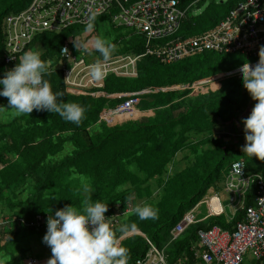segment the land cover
I'll return each mask as SVG.
<instances>
[{
	"label": "trees",
	"instance_id": "obj_1",
	"mask_svg": "<svg viewBox=\"0 0 264 264\" xmlns=\"http://www.w3.org/2000/svg\"><path fill=\"white\" fill-rule=\"evenodd\" d=\"M205 1L199 0L195 8L201 9ZM241 1L244 0H213L198 14L190 9L177 34L170 39L195 38L213 31ZM31 2L0 0V57L4 54L6 18L19 14ZM104 20L108 17L95 22ZM75 27L59 33H41L30 49L38 46L42 50L41 59L47 65L45 78L54 92L64 94L59 99L85 107V119L80 126L46 110L18 115L9 109L8 117L0 118V219L8 218L15 224L14 229L6 228L3 233L0 264H23L28 259L31 241L43 232L46 234L27 226L37 215L47 217L46 211L52 209L54 214L72 204L82 208L89 197L108 204L105 215L115 220L118 237L122 224H135L136 231L142 233L121 240V245L129 250L128 264H133L147 252L144 236L164 248L170 241L171 229L208 190L220 188L233 162H243L249 173L264 174V161L244 153L241 142L234 140L224 145L213 132L223 123L237 122L240 113L255 103L242 79L224 77L219 88L206 92L191 88L193 83L235 70L240 65L234 67L233 55H244L205 51L171 64H162L154 55H146L136 63L135 76L111 73L102 88L71 90L65 82L63 65L57 70L52 66L63 62L61 48ZM128 37L109 61L145 53L142 35L132 30ZM168 40L155 42L151 48ZM99 59L102 60L100 54ZM0 73L3 74L1 66ZM175 86L183 88L169 90ZM149 89L155 92L108 97ZM127 98L137 99L134 117L102 118ZM145 203L158 209L157 219L142 221L133 211L126 213L128 206ZM249 205L252 201H248ZM233 224L222 215L189 227L167 246L168 261L185 259L186 264H193L190 247L197 243L198 230L212 226L232 229ZM29 258L38 261L33 256Z\"/></svg>",
	"mask_w": 264,
	"mask_h": 264
},
{
	"label": "built area",
	"instance_id": "obj_2",
	"mask_svg": "<svg viewBox=\"0 0 264 264\" xmlns=\"http://www.w3.org/2000/svg\"><path fill=\"white\" fill-rule=\"evenodd\" d=\"M32 0L29 6L19 14L6 18L4 54L0 57V66L5 71L12 69L26 51L30 50L35 38L44 32L59 33L71 27L86 26L89 20L95 22L100 17L117 28H129L145 38V53L125 56L108 61L105 64L106 77L111 73L118 76H135L136 63L146 55H154L162 64L181 61L193 53L216 51L219 53H239L251 58V66L259 60V52L264 46V0H244L239 2L228 15L211 32L195 37H173L179 31L190 9L195 8L199 0ZM76 39V38H75ZM158 43L155 49L151 45ZM77 43V42H76ZM74 40L69 38L61 48L60 59L66 65L62 67L66 84L70 89L102 88V80L90 76L89 66L84 57L77 58L72 51ZM83 50H85L83 48ZM89 50H86L88 53ZM241 68V67H240ZM220 74L191 85L198 89L218 81L221 76H236L242 79L239 69ZM188 86H185L187 88ZM146 92H155L148 90ZM145 92L115 94L108 97H135ZM93 96H104L94 94ZM135 98L119 104L103 116L104 120L113 118H132L136 115ZM229 195L227 212L223 206L218 190L210 189L189 211L185 212L179 222L170 231V241L164 248L157 247L144 235L147 252L137 258L142 264H186L185 259L174 263L168 261L167 246L176 241L191 226L204 222L211 217L225 216L228 223H234L232 229L212 226L197 232V243L190 251L193 264H242L248 258L254 264H264V174L249 173L243 162L231 164L220 183ZM248 201L252 205L247 206ZM205 214L202 215V207ZM132 211L128 206L126 213ZM106 216V215H105ZM109 218L108 216H106ZM47 217L37 215L27 226L36 230L47 231ZM20 222L24 223L23 220ZM113 218L110 223L114 227ZM13 220L0 219V229H14ZM24 264H40L28 258ZM44 264H48L44 263Z\"/></svg>",
	"mask_w": 264,
	"mask_h": 264
},
{
	"label": "clouds",
	"instance_id": "obj_3",
	"mask_svg": "<svg viewBox=\"0 0 264 264\" xmlns=\"http://www.w3.org/2000/svg\"><path fill=\"white\" fill-rule=\"evenodd\" d=\"M94 27V22L89 20L85 31L92 33ZM89 43L103 61L98 59L89 66L90 76L94 80H102L106 77L105 64L110 60L115 45L99 35ZM74 44L78 51L81 47L85 51L88 48L87 44L79 45L75 40ZM42 54L40 49L26 51L19 57L15 67L0 77V97H6L8 102L7 107L0 108L10 109L18 115L46 110L80 126L85 119V107L59 99L64 94L54 92L45 78L47 65L41 59ZM259 56L260 60L254 67L243 63L239 72L244 88L256 101L251 114L242 121L246 140L243 152L251 158L264 161V46ZM146 91L142 92L148 93ZM132 211L142 221L158 218V209L150 204H137ZM46 212L47 231L43 242L50 247L52 255L40 264H128L129 250L121 245V240L129 232L133 235H140V232L136 231L135 224H122L118 237L110 218L105 216L108 212L107 203L89 197L83 201L82 208L72 204L56 210L54 214L52 209ZM136 264H142V261L137 260Z\"/></svg>",
	"mask_w": 264,
	"mask_h": 264
},
{
	"label": "rangeland",
	"instance_id": "obj_4",
	"mask_svg": "<svg viewBox=\"0 0 264 264\" xmlns=\"http://www.w3.org/2000/svg\"><path fill=\"white\" fill-rule=\"evenodd\" d=\"M212 1L213 0H206L204 5L201 6V9L197 10L196 14L200 13L202 8L206 7ZM216 1H218V0H216ZM94 26H95L94 27V31L92 33H87L85 31L86 26H77V27L73 28V34L72 35L69 34V36L71 38L72 37L76 38L74 40L77 42V44H79V45L87 44L88 45V48H87L89 50L88 53H86V51L83 50L82 47L78 51L76 49V47H75V44H73L72 47H71L74 56H76L77 58L84 57V59L86 60V63H92V62L95 63L99 59V53L96 52L94 50V48L92 47V45L89 43L90 41H92L94 39V37L99 35V36L103 37L104 39H106V41L108 43L114 44L115 45V50L112 53V55H114V53H116L118 50L120 51L122 49L125 41H127V39L129 38L128 36L132 32V30L129 29V28H124V27L117 28V27H114L108 20L96 21V22H94ZM240 57H242L241 60H240ZM233 60L235 62L234 67H238L240 65L238 68L242 67L243 63L246 64V63H249V62L253 61L251 58L244 57V56H238V55L237 56L233 55ZM101 62H103V61L101 60ZM62 65L64 66L65 63L64 62H59L58 64H54L52 66V68H53V70H57L58 68L62 67ZM238 68H236V69H238ZM221 78H223V77L221 76ZM211 84H215V81L211 82ZM181 88H183V87L182 86H175V87H172L169 90H177V89H181ZM167 89H163V90H167ZM202 91L203 92L207 91L206 87H203ZM0 100H1L0 101V106L7 107V105H8L7 98L3 97ZM252 106H253V104H252ZM0 109H1L0 110V118L2 120H5L8 117V114L10 113V111L8 109H6V108H0ZM223 125H227V124L223 123ZM151 185H152L151 188H152L153 192L157 193V190L155 188V184L151 183ZM217 192H218V195L220 197V200H221L223 206H225L226 211L228 213L231 212V208L227 206L228 203H229V195L224 192V190H223V188L221 186H220V188L218 189ZM201 210H202V215H204L205 214V207L203 206L201 208ZM44 235H45V233L43 232L42 234H40L39 236H36L31 241V243L29 244L30 246L28 245L29 246V251L27 252V257L26 258H29L30 256H33V257L37 258L38 262H40V263H42L43 261L48 260V259L51 258V255H52L51 249H50V247H48L43 242ZM130 235H133V234L130 233L128 236H130ZM128 236H125L122 239H124V238H126ZM247 258H248V255H246V258H245V260H244V262L242 264H254L253 261L251 262Z\"/></svg>",
	"mask_w": 264,
	"mask_h": 264
},
{
	"label": "crops",
	"instance_id": "obj_5",
	"mask_svg": "<svg viewBox=\"0 0 264 264\" xmlns=\"http://www.w3.org/2000/svg\"><path fill=\"white\" fill-rule=\"evenodd\" d=\"M35 49H38V46L34 49H31V50H35ZM223 78H220L218 81H215V84L210 83L209 85H206L205 87H206L207 91L209 90V88H212V89L219 88L221 86V80ZM253 102L256 103V101H254V100H253ZM255 103H252L253 106L252 105L249 106L247 109L243 110L240 113V117L238 118L237 122H234V123H231L228 125H219L213 130L214 134L216 135V137L219 138V140L222 144H224V145L229 144L230 142H233L235 140L236 142H241L243 145H245L246 140H245L244 126H242L243 124L241 122L251 114V111H252ZM4 231H6V229H4V230L0 229V242L1 241L3 242V239H5L3 236ZM0 261L3 262V260H1V259H0Z\"/></svg>",
	"mask_w": 264,
	"mask_h": 264
},
{
	"label": "bare ground",
	"instance_id": "obj_6",
	"mask_svg": "<svg viewBox=\"0 0 264 264\" xmlns=\"http://www.w3.org/2000/svg\"><path fill=\"white\" fill-rule=\"evenodd\" d=\"M199 34V33H198ZM231 97V96H230ZM243 126V125H242ZM31 219V218H30ZM214 224V223H213ZM7 231V230H6ZM31 231V230H30Z\"/></svg>",
	"mask_w": 264,
	"mask_h": 264
},
{
	"label": "water",
	"instance_id": "obj_7",
	"mask_svg": "<svg viewBox=\"0 0 264 264\" xmlns=\"http://www.w3.org/2000/svg\"><path fill=\"white\" fill-rule=\"evenodd\" d=\"M138 234V233H137ZM140 235H142L141 233H139Z\"/></svg>",
	"mask_w": 264,
	"mask_h": 264
}]
</instances>
